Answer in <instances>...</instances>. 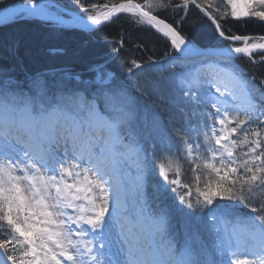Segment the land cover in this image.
<instances>
[{"label": "snow or ice", "instance_id": "snow-or-ice-1", "mask_svg": "<svg viewBox=\"0 0 264 264\" xmlns=\"http://www.w3.org/2000/svg\"><path fill=\"white\" fill-rule=\"evenodd\" d=\"M72 3L80 13L73 24L80 29L91 31L126 14L162 34L181 62L199 50L159 14L183 11L186 17L196 8L228 42L218 53L228 67L202 64L181 71V94L200 112L195 123L184 121L169 134L151 165L129 139L135 103L103 66L93 69V95L74 91L59 100L31 90L25 94L0 80V264H264V109L231 67L234 56L255 63L259 55L264 63V34H226L222 27L229 18L264 22V0H122L99 11L96 3ZM0 6L5 8L0 22L29 16L65 24L42 0H23L14 9ZM140 68L131 61L130 72ZM128 160L135 165L132 185L138 198L154 166L161 178L158 191L171 194L178 211L205 214L215 238L210 249L194 239L179 249L164 242L163 210L151 217L161 243L129 239L120 220L127 186L120 163ZM185 165L189 182L181 178ZM238 204L253 215H236ZM113 224L121 226L116 251Z\"/></svg>", "mask_w": 264, "mask_h": 264}, {"label": "trees", "instance_id": "trees-1", "mask_svg": "<svg viewBox=\"0 0 264 264\" xmlns=\"http://www.w3.org/2000/svg\"><path fill=\"white\" fill-rule=\"evenodd\" d=\"M20 1L23 0H0V5H11ZM55 1L79 11L72 0ZM119 1L121 0H82V3H96L102 9L104 4L111 5ZM159 15L177 27L182 34L191 38L192 43L197 46L219 47L228 43L218 37L210 21L203 19L196 8H192L186 17L183 11L172 10L161 12ZM182 17L184 19H181ZM222 27L226 34H264V22L254 18L246 21L229 18L222 22ZM163 57H167L168 62L176 61L177 64L179 61L170 43L161 34L149 26L134 23L126 14L119 15L115 20L92 31L57 27L32 17L14 19L0 25V80L11 81L24 93L31 90L35 93L53 94L46 96L48 99L59 94L70 93L71 90L87 91L88 89L94 94L93 69L95 66H103L112 74L115 86L126 90L136 104L142 103L145 99L153 103L155 99L149 97L148 84L142 87L137 83L138 79H144L141 71L149 66L148 62L161 65L159 61ZM259 57L256 55L254 59ZM133 60L141 64V68L132 69L130 72ZM189 60L180 61V63L185 65ZM238 61L237 65L241 67L249 80L252 77L254 82L264 85V63H252L249 58H238ZM154 80L160 91L171 92V85L174 83L175 90H178L177 95L182 98L175 79L164 77L162 72V77L158 75ZM163 102L166 103L165 100ZM183 102H186L185 97ZM143 120H145L142 123L143 129L137 136L141 139L145 151L149 149L151 151L150 143H157L152 157L158 149L162 155L168 143L169 134L186 121L183 117L174 123H172L173 118L171 120L162 118L157 122L147 117ZM156 123L161 126L160 133L153 129ZM131 128L133 131V126ZM177 143V140H173V147ZM191 175L188 166L185 165L182 180L189 182ZM158 184L154 176L149 178L146 185L147 199L153 207L167 211L172 227L179 230L178 235L176 234L179 242L182 243L183 238L194 239L198 245H204L206 250L210 249L212 234L205 214L202 212L191 215L181 213L177 210L171 194H161L158 191ZM253 206L259 207V204L254 203ZM236 210L244 216L253 215L244 205H236ZM183 221L187 225L183 226ZM184 233L187 237L181 238L180 235L184 236Z\"/></svg>", "mask_w": 264, "mask_h": 264}, {"label": "rangeland", "instance_id": "rangeland-1", "mask_svg": "<svg viewBox=\"0 0 264 264\" xmlns=\"http://www.w3.org/2000/svg\"><path fill=\"white\" fill-rule=\"evenodd\" d=\"M99 10L102 9L98 8L97 11ZM49 12L57 15L61 14V10L54 5H52V7L49 8ZM115 19L116 18H114L113 20ZM50 24L53 25L52 23ZM219 47L226 48L229 47V44L228 43L223 44L220 45ZM238 58L239 56L233 57L232 60L238 61ZM191 61H188L185 65L182 64L176 65L175 69L171 68L170 65L175 63L176 61L168 62L167 60H161L159 61L161 65L148 62L149 66L145 67L143 71H141V75L144 77V79H140V80L138 79L137 84L140 86L142 85V87L148 84L149 97L154 98L155 101L152 103L149 100L145 99V101H143L142 103L136 104L134 102L136 109V116L130 125V128L133 126V131L129 130L128 132H132L133 135L141 134V130L143 129L142 123L143 121H145L143 119L146 117L150 119H154L153 122H157L162 118H166L168 120H171L173 118L172 123L178 122L181 119V117H183L186 121L191 120L193 123H195L197 119L196 118L197 114L200 112V109L197 108L196 104L194 102H190L187 98H186V102L184 103L183 102L184 97L182 96L181 98L177 95L178 90H175L174 83L171 85V89H172L171 92H168L167 90L160 91L159 89H157L156 80H154L158 75L160 76L162 72H166L167 74L171 72L172 73L171 78L173 79L175 78L173 75L175 74L176 77H178L182 70L186 72L192 69H198L202 64L207 65L209 69H214L217 64L214 61L212 62L207 61L200 63L193 61L191 62ZM220 66L226 67L227 65L224 66L220 65ZM253 85H254L253 87L255 88L254 95L256 96V98L254 99L256 101L257 99H259L260 101L259 104L261 108L264 109V85L258 82H254ZM250 86H252L251 82H250ZM163 100H165L166 103H164ZM149 145L150 147H153L154 143H150ZM120 169L124 174V178L127 185L126 188L123 190L124 191L123 209H127L129 211L128 213L126 211H123V215L122 217H120L121 223L124 226V232L129 236V239L138 240L143 245L159 244L161 238L156 236L157 234L155 233L152 220L151 221L146 220V216L142 208L140 197L139 198L137 197L135 193V189L132 185V178L135 175V165L133 161L131 160H128L127 162L122 161L120 163ZM235 211L237 210L235 209ZM236 215L240 217H245L244 215H241L239 212H236ZM120 231H121L120 224L112 225L110 232V239L114 244V249H113L114 251L118 250L121 247L122 237L119 235ZM118 258L123 259L124 257L122 254H120Z\"/></svg>", "mask_w": 264, "mask_h": 264}, {"label": "water", "instance_id": "water-1", "mask_svg": "<svg viewBox=\"0 0 264 264\" xmlns=\"http://www.w3.org/2000/svg\"><path fill=\"white\" fill-rule=\"evenodd\" d=\"M44 1H48V2H52V3H54L53 0H42V2H44ZM120 2H122V1H120ZM22 3H23V1H22V2H19V3H16V4H13V5H9L8 8H9V9L18 8L19 5H21ZM118 3H119V2H118ZM54 4H56V3H54ZM56 5H57V4H56ZM57 6H58V5H57ZM59 6H60V5H59ZM60 9H61L63 12H65L66 14H68V18L65 19V18L62 17V19L65 21V24H63V25H57V26H63V27H77V26H75V25L73 24V18L76 17V16H78L79 14H77V13L74 12L73 10L67 9V8H65V7H63V6H60ZM4 11H5V8H4V7H1V8H0V16L3 15ZM50 14H51V13H50ZM51 15H54V14H51ZM24 17H26V16H24ZM34 18L46 22V20H44V19H42V18H39V17H34ZM47 22H49V21H47ZM166 22H167V21H166ZM3 23H5V22H0V24H3ZM49 23H51V22H49ZM106 23H108V22H106ZM106 23H105V24H106ZM52 24H53V23H52ZM53 25H56V24H53ZM103 25H104V24H103ZM97 27H100V26H95L94 28H97ZM196 48L199 50V54H194V55H191V56H200V55L220 56L218 53L220 52V50L224 49V48H214V47H196ZM221 57H222V56H221Z\"/></svg>", "mask_w": 264, "mask_h": 264}, {"label": "bare ground", "instance_id": "bare-ground-1", "mask_svg": "<svg viewBox=\"0 0 264 264\" xmlns=\"http://www.w3.org/2000/svg\"><path fill=\"white\" fill-rule=\"evenodd\" d=\"M43 3H45V2H43ZM103 26V25H102ZM101 27V26H100ZM97 28H99V27H97ZM97 28H94L93 30H95V29H97ZM234 57H238V56H234ZM242 56H239V58H241ZM242 58H248V57H245V56H243ZM254 59V58H253ZM160 60H167V57H163V58H161ZM255 61L256 62H259L260 61V57L259 58H257V59H255ZM209 62H212L211 61V59L209 60ZM235 64H238L239 63V61H238V63H237V61H233ZM251 62H252V60H251ZM250 81H252V82H254V80H253V78L251 77L250 78ZM35 93V92H34ZM25 94H28V93H25ZM258 101H259V99H257Z\"/></svg>", "mask_w": 264, "mask_h": 264}]
</instances>
